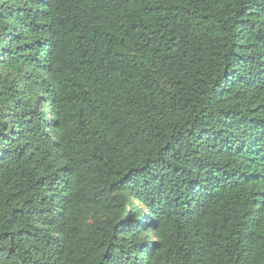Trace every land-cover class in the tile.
Instances as JSON below:
<instances>
[{
	"label": "trees",
	"instance_id": "16d2710c",
	"mask_svg": "<svg viewBox=\"0 0 264 264\" xmlns=\"http://www.w3.org/2000/svg\"><path fill=\"white\" fill-rule=\"evenodd\" d=\"M0 264H264V0H0Z\"/></svg>",
	"mask_w": 264,
	"mask_h": 264
}]
</instances>
